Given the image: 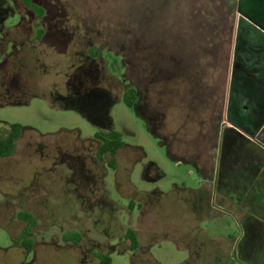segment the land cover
<instances>
[{
    "label": "rangeland",
    "instance_id": "rangeland-1",
    "mask_svg": "<svg viewBox=\"0 0 264 264\" xmlns=\"http://www.w3.org/2000/svg\"><path fill=\"white\" fill-rule=\"evenodd\" d=\"M181 13L177 0H0V138L23 126L0 157V264H98V252L112 264H245L207 237L201 255L189 249L200 235L184 189L204 191L206 181L171 158L167 141L196 163L211 151L195 149L204 137L182 126L188 88L165 72L183 62ZM132 87L138 111L123 99ZM109 130L124 145L99 160L96 134ZM221 191L212 189L202 225L211 237L238 235L232 209L220 213Z\"/></svg>",
    "mask_w": 264,
    "mask_h": 264
},
{
    "label": "crops",
    "instance_id": "crops-1",
    "mask_svg": "<svg viewBox=\"0 0 264 264\" xmlns=\"http://www.w3.org/2000/svg\"><path fill=\"white\" fill-rule=\"evenodd\" d=\"M178 4L182 13L173 20L183 23L184 44L178 48L183 62L165 72L168 80L188 88L189 105H182L187 123L182 126L188 124L189 131L204 137L195 149L211 151L198 170L210 195L184 189L200 235L192 243L198 248L189 249L201 255L207 237L235 261L264 264V0H177ZM189 163L194 166L193 160ZM218 187L220 213L227 206L232 209L238 235L211 237L202 225L212 219L211 189ZM191 226L192 222V230Z\"/></svg>",
    "mask_w": 264,
    "mask_h": 264
},
{
    "label": "trees",
    "instance_id": "trees-1",
    "mask_svg": "<svg viewBox=\"0 0 264 264\" xmlns=\"http://www.w3.org/2000/svg\"><path fill=\"white\" fill-rule=\"evenodd\" d=\"M34 26H35V30H36V34L34 37L37 39H40L44 35L45 31L43 28H41V26L38 23H35ZM74 94L81 95L83 93L81 92V93H74ZM123 99H124V102L129 107L135 108L138 111L137 106H136L137 92H136L135 88H133V87L129 88L125 92ZM73 106H72L73 108L82 111V113L84 115H86L90 120H92V122H95L96 115L92 111H88V110L86 111L84 108H82L80 106H76V105H73ZM106 110L109 112V109H106ZM22 128H23V126L21 124H18V123L12 124L9 133L6 136L0 138V157L9 156L14 152L15 147H16V140L20 136ZM96 137L102 142V144L99 146V148L97 150V158L99 160H103L105 155H107V154H111L112 156H115L117 154V152L119 151V149L124 145V142L121 138V134L116 130L98 132L96 134ZM167 144H168L169 154H170L171 158L174 160H177V161L179 159H181L180 155L178 153H176L175 149L171 148V146H170L171 140L167 141ZM181 160H184V162L191 161L189 159L185 160L183 158ZM114 162H115L114 160L111 161L112 166H114ZM202 162H204V161H202ZM194 167L197 170H199V168H201L199 163H196V162H194ZM204 191H206L208 193V195H210V193H211L210 189L205 188V186H204ZM155 193L156 194H163L162 192H158V191ZM21 216L27 222L26 235L32 236V234H33L32 228L34 227L35 222H36L33 215L31 213L24 212V213H21ZM125 237L128 240H130V243H131L130 244V250L131 251L137 252L141 249L142 246H141V243H140L139 238L137 236V232L133 228L129 227L126 230ZM23 245L29 250L31 248V240L27 238L25 240V242H23ZM122 252H124V251H121L120 253H122ZM145 253L149 254V249H148V252H145ZM97 257L99 259L98 264H112V257L110 255V253L98 252ZM133 261H134V264H138V261L135 258L133 259ZM151 263L159 264L158 262L155 261V259H151Z\"/></svg>",
    "mask_w": 264,
    "mask_h": 264
}]
</instances>
